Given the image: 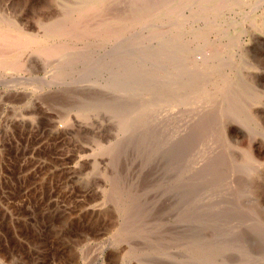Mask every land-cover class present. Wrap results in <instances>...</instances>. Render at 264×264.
<instances>
[{
  "label": "rangeland",
  "instance_id": "1",
  "mask_svg": "<svg viewBox=\"0 0 264 264\" xmlns=\"http://www.w3.org/2000/svg\"><path fill=\"white\" fill-rule=\"evenodd\" d=\"M81 1L0 0V15L42 32ZM258 1L227 7L204 39L189 5L182 22L160 23L176 22L174 38L135 27L136 40L83 39L57 75L52 60L28 55L31 75L0 74V264H264ZM214 38L229 57L218 61ZM197 46L210 73L220 64L233 75L210 87L220 92L175 85Z\"/></svg>",
  "mask_w": 264,
  "mask_h": 264
},
{
  "label": "bare ground",
  "instance_id": "2",
  "mask_svg": "<svg viewBox=\"0 0 264 264\" xmlns=\"http://www.w3.org/2000/svg\"><path fill=\"white\" fill-rule=\"evenodd\" d=\"M118 1L119 0H83L80 3H77V5L72 8L74 11H71V14L67 15L68 19H61V21H65L67 19V22L62 27H57V25H54V22H52L53 25L57 28L46 29V27H43L45 28V30H42V32H39L41 31L40 29L37 32L30 31L28 30V28L25 27L26 25L19 24L18 22L20 21L15 22L13 20H8L0 15V74H8V70H11L14 71V73L18 72L31 75V63L29 61V58H27L26 56L28 55V57L34 56L42 59L52 60V63L53 65H56V68H50V72H53V74L57 75L58 73L63 72L64 68H61V64L75 60V56L79 53L78 51L81 48L80 41H82L83 39L84 41L86 40L87 44H90V46L93 45L96 48H101V46H104V43L108 42L109 40H112L113 38H116V40L117 38L118 40L120 38L136 40V37L139 34L138 32L140 30H134L133 32H131V28L135 29V27H137L138 29L140 27L142 29V27L144 26V36L148 39L151 38L154 40L158 34L161 33L162 35V31L164 29H167L165 32L168 34V37H173L175 35H179V32L175 29L176 22L174 25L171 24L174 19L179 22H182L185 18L195 20L196 18L201 17L200 19L205 20V23L204 21L203 23L206 28H200V30L196 32L197 34H199L200 37L202 36L201 38L204 39L206 38L209 30L219 27L218 20L223 10H225L227 7H235L237 6V4H246L251 0H152V7H147L145 5L135 6V4L133 3L134 0H128L127 5L122 8V10L119 7L121 3ZM163 1L165 2L163 3ZM263 1L264 0H259L258 5L259 3L261 5V2ZM189 5L190 8L193 9V11L191 12L192 16L189 15L188 17H185L183 14V10L185 8L187 9ZM258 5L254 6L258 8ZM114 6H116V8ZM253 10L254 8L251 10V12ZM106 13L108 14V16ZM209 13L213 14V16L210 18L206 17ZM123 14L124 16H122ZM246 14H244V16ZM206 18H208V20ZM57 20L59 21V19ZM167 20L171 23L168 24L165 22L166 24L164 26L161 25L164 21ZM113 21H115L118 26L120 25L119 29H117V26H115L117 27V30L114 29ZM42 23L44 24V20ZM58 23L56 22L55 24ZM187 25L188 24L186 22V26ZM215 40L212 41V44L215 46V56L218 58V61L224 60V55L229 57V48L232 46L221 45V42H217V39ZM177 41L178 40H176V42ZM238 42L239 36L238 34H235L230 38V42L228 43H236L235 45H238ZM209 43L210 42L207 41L205 44ZM212 44L210 45L212 46ZM197 47L196 50L198 51V53L202 54V48ZM224 47H226V50L223 49ZM196 54L197 53H195L194 55H190L186 58L184 67L188 69V72H193L194 75L197 76V78H202V80L191 81V72L189 75H184V77H179L177 73L178 82L175 81V85L178 87V89L186 90V93L194 92V89H196V91L202 95H209L211 92H214L212 91L214 89H216L215 92H220L219 88H210L217 81L223 80L224 82H226V85L229 84L230 81H233V75L226 74L225 70L220 66V64H217V70L213 69L210 73L203 63V60L206 56L202 54L200 58H196ZM171 55L172 53L170 52L167 54L168 57H170ZM252 86L250 85V89H247L246 91L254 93ZM254 94H256L254 97H257V93L255 92ZM248 159L249 161H252L254 158L250 154V156L248 155Z\"/></svg>",
  "mask_w": 264,
  "mask_h": 264
}]
</instances>
